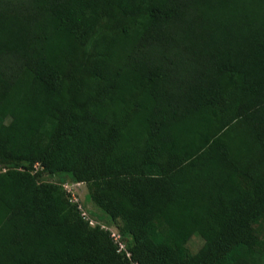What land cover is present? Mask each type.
Instances as JSON below:
<instances>
[{"label":"trees","instance_id":"trees-1","mask_svg":"<svg viewBox=\"0 0 264 264\" xmlns=\"http://www.w3.org/2000/svg\"><path fill=\"white\" fill-rule=\"evenodd\" d=\"M10 162L0 264H264V0H0Z\"/></svg>","mask_w":264,"mask_h":264},{"label":"rangeland","instance_id":"rangeland-1","mask_svg":"<svg viewBox=\"0 0 264 264\" xmlns=\"http://www.w3.org/2000/svg\"><path fill=\"white\" fill-rule=\"evenodd\" d=\"M20 168L19 163L10 162L5 165L0 166V171L5 172L8 169H18ZM40 183H60L62 189L66 192L69 199L77 204L80 212H84L87 216L94 222L100 221V224L106 226L107 228L123 230V224L121 221L112 222L95 204L87 199L88 189L84 183H75L69 178L64 177L62 180L56 175H51L48 173L39 174L37 177ZM122 237V236H121ZM125 241H128L127 236H123ZM202 245V241L198 238H192L188 243V248L190 252H196Z\"/></svg>","mask_w":264,"mask_h":264},{"label":"built area","instance_id":"built-area-1","mask_svg":"<svg viewBox=\"0 0 264 264\" xmlns=\"http://www.w3.org/2000/svg\"><path fill=\"white\" fill-rule=\"evenodd\" d=\"M70 201H71L72 203H74V202L72 201V199H70ZM78 209H79V207H78ZM79 211H80V210H79ZM81 216H82L83 219H85L86 221H88V222L90 223V225H92V226L95 225L96 222L92 221V220L87 216L86 213L81 212ZM101 227H103V226H101ZM104 228H105V227H104ZM105 229H107V228H105ZM110 236H111L113 242L118 246V252H122V253H124L125 256H126V258L129 259V258H130V254H129V253L127 252V250H126V246H125V243L123 242V239H122V237H121V234L118 233L117 231H112V230H110ZM133 264H136V263H133Z\"/></svg>","mask_w":264,"mask_h":264}]
</instances>
